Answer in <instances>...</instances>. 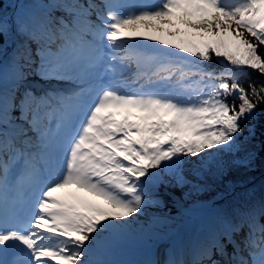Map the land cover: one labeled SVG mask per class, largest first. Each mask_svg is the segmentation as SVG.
<instances>
[{
	"label": "snow or ice",
	"instance_id": "6c2138e0",
	"mask_svg": "<svg viewBox=\"0 0 264 264\" xmlns=\"http://www.w3.org/2000/svg\"><path fill=\"white\" fill-rule=\"evenodd\" d=\"M47 3L0 16V264H107L162 185L191 196L264 152V0ZM190 264H264V199Z\"/></svg>",
	"mask_w": 264,
	"mask_h": 264
},
{
	"label": "trees",
	"instance_id": "16d2710c",
	"mask_svg": "<svg viewBox=\"0 0 264 264\" xmlns=\"http://www.w3.org/2000/svg\"><path fill=\"white\" fill-rule=\"evenodd\" d=\"M23 1L0 0V16L11 24L17 17L42 13L39 6L31 2L42 1L48 4L47 0H30L28 4L27 2L23 4ZM11 34L12 32L7 33L0 41V44H3L6 49L2 58L5 68L9 61L8 53L15 46L11 41ZM210 67L219 69L220 65L213 59ZM251 78L257 83L264 81V77H260L256 73H252ZM241 83L246 87L248 80L241 79ZM63 85L59 86L64 87ZM254 123L258 128L264 124V105L258 110V117ZM206 183L207 188L193 193L191 196L185 195L188 191L187 188L167 187L171 192L169 193L163 190L162 185L156 193L161 203L158 206H147L135 220H130L122 232L112 239L109 246L122 248L129 240L142 242L157 236L169 235L174 223L183 220L186 213L189 212L195 218L187 233L177 239L171 248L165 249L161 257L151 262L160 261L163 264V261L167 259L190 264L198 247L209 234L218 228L222 217L230 215L234 209L244 208L254 201L264 199V152L258 155L250 170L233 169L223 179L209 178Z\"/></svg>",
	"mask_w": 264,
	"mask_h": 264
},
{
	"label": "rangeland",
	"instance_id": "374dc122",
	"mask_svg": "<svg viewBox=\"0 0 264 264\" xmlns=\"http://www.w3.org/2000/svg\"><path fill=\"white\" fill-rule=\"evenodd\" d=\"M25 1H28L29 2L30 0H25ZM25 1H23V4H24ZM162 188H164V191L169 192V190L167 189V187L162 186ZM70 192H72L71 189L65 190L64 192L59 193V195H62V196L63 195H67ZM169 193H171V192H169ZM84 195H86V194H84ZM187 215L188 216L186 218L187 219L186 221H188V223L186 224L185 221L184 222H181V226H182L183 229L184 228H188L190 225L193 224V218H194V216L191 215L190 213H188ZM117 254H118V250L116 248H114V247H110L109 246L105 250V252L102 255H100V256L102 257L101 260H104V261L109 260L110 264H112L113 261H114V259H115V257L117 256ZM100 256L98 258H100Z\"/></svg>",
	"mask_w": 264,
	"mask_h": 264
},
{
	"label": "bare ground",
	"instance_id": "6f19581e",
	"mask_svg": "<svg viewBox=\"0 0 264 264\" xmlns=\"http://www.w3.org/2000/svg\"><path fill=\"white\" fill-rule=\"evenodd\" d=\"M181 231H182V229H181Z\"/></svg>",
	"mask_w": 264,
	"mask_h": 264
}]
</instances>
